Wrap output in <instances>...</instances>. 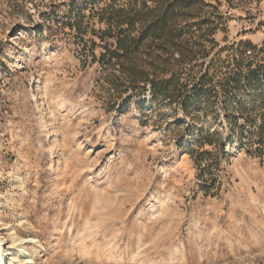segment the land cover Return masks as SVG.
I'll return each mask as SVG.
<instances>
[{
	"label": "rangeland",
	"instance_id": "374dc122",
	"mask_svg": "<svg viewBox=\"0 0 264 264\" xmlns=\"http://www.w3.org/2000/svg\"><path fill=\"white\" fill-rule=\"evenodd\" d=\"M12 231L32 264H264V0H0Z\"/></svg>",
	"mask_w": 264,
	"mask_h": 264
},
{
	"label": "bare ground",
	"instance_id": "6f19581e",
	"mask_svg": "<svg viewBox=\"0 0 264 264\" xmlns=\"http://www.w3.org/2000/svg\"><path fill=\"white\" fill-rule=\"evenodd\" d=\"M26 52H27L26 49H22L18 53L23 55ZM51 158L52 159L54 158V152H52ZM153 207L154 205H152V208ZM149 212L150 211H146L144 214H148ZM12 241H13L12 243L15 245L11 244L7 247L6 244L3 242L2 237L0 236V264H32L33 259H31L29 250L26 247L27 243H35V245L33 246V248H35V252L38 251L37 246L44 248L40 244V239L37 238L36 236H31L28 239H26L24 237L18 236L14 231H12ZM8 250L12 251L13 253L11 257H9L7 254Z\"/></svg>",
	"mask_w": 264,
	"mask_h": 264
},
{
	"label": "trees",
	"instance_id": "16d2710c",
	"mask_svg": "<svg viewBox=\"0 0 264 264\" xmlns=\"http://www.w3.org/2000/svg\"><path fill=\"white\" fill-rule=\"evenodd\" d=\"M128 71V73H129V75L131 76V78H133L132 76H133V72H131L130 70H127ZM150 80V79H149ZM132 81L135 83V82H137L138 80H134V78L132 79ZM145 81H147V79H145ZM150 83H151V85H152V87L153 88H155V81L154 80H150Z\"/></svg>",
	"mask_w": 264,
	"mask_h": 264
}]
</instances>
